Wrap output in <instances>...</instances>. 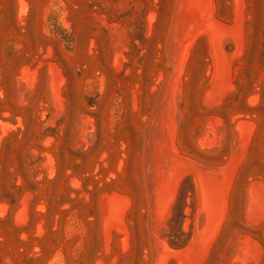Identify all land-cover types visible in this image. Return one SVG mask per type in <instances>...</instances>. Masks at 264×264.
Segmentation results:
<instances>
[{
	"label": "rangeland",
	"instance_id": "1",
	"mask_svg": "<svg viewBox=\"0 0 264 264\" xmlns=\"http://www.w3.org/2000/svg\"><path fill=\"white\" fill-rule=\"evenodd\" d=\"M0 264H264V0H0Z\"/></svg>",
	"mask_w": 264,
	"mask_h": 264
},
{
	"label": "bare ground",
	"instance_id": "2",
	"mask_svg": "<svg viewBox=\"0 0 264 264\" xmlns=\"http://www.w3.org/2000/svg\"><path fill=\"white\" fill-rule=\"evenodd\" d=\"M225 197V196H224ZM209 215V214H208Z\"/></svg>",
	"mask_w": 264,
	"mask_h": 264
}]
</instances>
